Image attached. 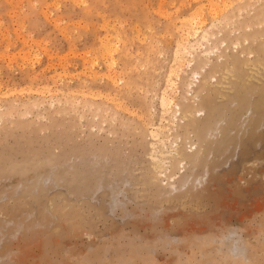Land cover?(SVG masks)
<instances>
[{"label": "rangeland", "instance_id": "obj_1", "mask_svg": "<svg viewBox=\"0 0 264 264\" xmlns=\"http://www.w3.org/2000/svg\"><path fill=\"white\" fill-rule=\"evenodd\" d=\"M199 9L227 47L194 80L208 121L192 120L196 168L170 190L148 129L178 19ZM260 65L264 0H0V264H264Z\"/></svg>", "mask_w": 264, "mask_h": 264}, {"label": "bare ground", "instance_id": "obj_2", "mask_svg": "<svg viewBox=\"0 0 264 264\" xmlns=\"http://www.w3.org/2000/svg\"><path fill=\"white\" fill-rule=\"evenodd\" d=\"M223 4L226 5V2H224ZM209 6V13L213 17L219 11L220 7L217 6L214 1H210ZM196 12L197 13L191 15L188 18L184 17L183 19H180L181 21L178 19V21L181 22V25L179 24L180 27L178 26L179 40L176 43L177 45L175 48L172 66L170 67L169 72L166 76V86L165 88L163 87V89H161L159 96L160 113L157 118L159 123L156 125H152L150 128L148 127L149 129L147 128L149 139L152 141V153L150 154V160L153 166V170L151 171H153L154 173L153 176H155L156 179L160 180L161 183H169V185L171 186L170 190H176L178 188L177 186H175L176 184H184V181L187 180L186 174L188 170L192 168L190 166L191 162L195 159L196 155L198 156V149L196 147L197 145L193 142V139L190 138L192 133L195 132V130L191 131L189 129V126L193 122L192 120L198 118V114H200V117L204 116L203 122L208 121V118H205L206 114L204 113V110L199 109L201 103L202 105L204 104V100L200 98L199 94L194 89L195 87L197 89L200 88L197 85L195 86L197 81L194 82V80L199 78L206 82H211V80H214V76H212V74H210L209 72L213 71V62L215 61V59H219V61L222 62L223 53L221 51H223L227 47L223 39V42L221 44L224 45L223 48L221 47V45H216V47L214 46L212 41L214 39L213 37L216 36V34L214 35L213 33L204 29L206 20L203 17V11L199 9ZM214 40H216V38ZM106 50L107 54H104V60L108 63L106 65L108 67V71L110 72L113 69L112 66L115 64L113 53L116 51V48L114 49V47L112 48L107 44ZM197 51H200L199 53H201V56L203 59H205V62H203V64L199 66V68H201V71H192L191 74L193 75V77L191 83L189 82L188 89L183 94H181L179 92V88L177 87L178 80H176L175 77H177L178 79L179 73L181 71H184L185 68H189L192 66L191 63L193 61L189 60V58L194 59V53ZM194 64L195 63H193V65ZM202 72L204 73V75H202ZM224 79L225 78L222 77L221 80ZM190 84L192 86L191 88ZM0 97H2L1 92ZM189 97H192V99H190ZM194 105H196V109L193 107ZM1 120L2 119L0 116V121ZM206 125L213 127L214 122H210L209 124L207 123ZM182 129L185 130L184 134H181ZM204 130L198 132L199 135L197 140L202 138L204 139L206 137V135H204V137L201 136L202 133L205 132ZM194 168L196 167H193L192 169Z\"/></svg>", "mask_w": 264, "mask_h": 264}]
</instances>
